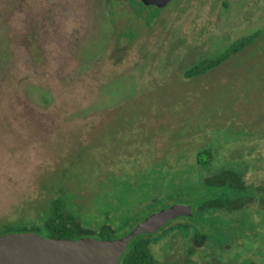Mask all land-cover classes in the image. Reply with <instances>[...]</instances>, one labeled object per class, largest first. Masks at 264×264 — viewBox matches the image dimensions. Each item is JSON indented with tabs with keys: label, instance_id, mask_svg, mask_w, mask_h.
I'll list each match as a JSON object with an SVG mask.
<instances>
[{
	"label": "rangeland",
	"instance_id": "obj_1",
	"mask_svg": "<svg viewBox=\"0 0 264 264\" xmlns=\"http://www.w3.org/2000/svg\"><path fill=\"white\" fill-rule=\"evenodd\" d=\"M126 3L111 14L104 0H0V226L41 224L60 196L90 228L132 218L122 237L148 195L193 205L195 175L235 167L244 205L172 219L153 258L264 264V0H172L149 23ZM259 29L221 66L185 75ZM203 149L213 160L199 165Z\"/></svg>",
	"mask_w": 264,
	"mask_h": 264
},
{
	"label": "trees",
	"instance_id": "obj_2",
	"mask_svg": "<svg viewBox=\"0 0 264 264\" xmlns=\"http://www.w3.org/2000/svg\"><path fill=\"white\" fill-rule=\"evenodd\" d=\"M104 1L105 5L110 7L108 10L111 14H114L116 11L115 7L120 6L121 4L126 5V1H128L129 6L134 9L135 13L140 16L143 15L147 23L156 18L161 11V9L158 7L144 5L141 0ZM144 11H147L148 14H143ZM260 35V29L242 35L217 56L206 57L197 61L186 70L185 75L187 77L200 76L216 67L221 66L232 56L253 45ZM131 38L133 39L132 34ZM212 158V151L209 149H203L197 154V163L199 165L208 164L209 162H212ZM195 177L198 176L195 175L193 177L196 181H192L188 186V188H190L194 194V199L196 200V202L193 204L194 215H199L205 218V214L212 216L216 212L223 211L224 213H227V211H230L234 207L237 209L241 208L239 206L244 205L242 203L243 201L240 202L242 199L240 196H243V192L250 189V187L245 182L244 171H240L235 167H228L220 170L218 173H213L204 179L197 180ZM153 185H151L152 189L154 188ZM156 186L158 185L156 184ZM170 196L171 195L168 194L167 196L163 195L158 196L157 198H152L150 195H148V200L144 207L145 209L142 213L137 214L138 217L136 222L138 223L151 213L169 206L165 203H167L166 200ZM235 196L236 198H234ZM213 218L214 217L206 218V223L211 222ZM83 222L84 221H82V219L67 206L65 199L63 197L57 196L51 200L49 209L47 211V216L44 217V220L41 222V224L36 223L35 221H17L15 223H8L0 226V234L9 232L34 231L46 237L55 238L78 239L81 237L94 236L99 239H114L120 237L119 232L132 223V218L125 219L121 225L106 222L98 228H90ZM169 222H171V220ZM133 227L131 226V230ZM174 228H179L182 230L185 229L186 226L184 224H177L174 226ZM154 235L155 233L137 235L130 242L126 251L121 256L118 264H156L153 258L151 247L152 244L159 242L161 236L159 238H154ZM209 237V233H202L199 230L194 232V239L199 245H203V241L209 239Z\"/></svg>",
	"mask_w": 264,
	"mask_h": 264
},
{
	"label": "water",
	"instance_id": "obj_3",
	"mask_svg": "<svg viewBox=\"0 0 264 264\" xmlns=\"http://www.w3.org/2000/svg\"><path fill=\"white\" fill-rule=\"evenodd\" d=\"M171 1L141 0L160 9ZM193 215V205L176 203L151 213L129 233L114 239L55 238L34 231L0 234V264H118L137 235L157 233L170 220Z\"/></svg>",
	"mask_w": 264,
	"mask_h": 264
}]
</instances>
